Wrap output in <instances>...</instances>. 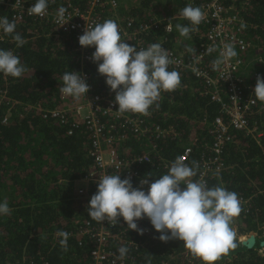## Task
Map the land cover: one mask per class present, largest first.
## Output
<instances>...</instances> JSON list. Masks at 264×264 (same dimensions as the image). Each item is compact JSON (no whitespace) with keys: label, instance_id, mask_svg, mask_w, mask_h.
Masks as SVG:
<instances>
[{"label":"trees","instance_id":"trees-1","mask_svg":"<svg viewBox=\"0 0 264 264\" xmlns=\"http://www.w3.org/2000/svg\"><path fill=\"white\" fill-rule=\"evenodd\" d=\"M27 1L30 5L36 2ZM153 1L143 0L146 8L140 5L125 11L120 7L119 13L124 18L146 16L147 9L154 8ZM59 4L58 0H48L47 8L56 9ZM227 4L239 10L244 18L247 26L243 32L253 44L251 54L256 58L254 68L264 73V0H227ZM186 5L199 7L197 1L189 4L187 0H164L166 15L173 17L174 40L180 35L176 24H190L180 15ZM0 17L14 21L11 12L2 5ZM15 23V32L26 43L17 47L12 36L2 31L0 50L12 51L27 72L21 78L0 73V91L7 90L6 95L13 102L9 104V117L3 122L8 105L0 101V203L6 200L11 209L9 215H0V264H16L23 259L37 264H83L90 260V241L85 239L79 244L68 239V251L64 252L59 244L61 238L56 234L61 230L70 232L86 220L94 221L87 212L91 196L96 193L94 186L90 185L89 199L78 198L73 193L74 181L90 170V139L83 130L74 129L68 134L67 123L43 117L44 111L63 108L76 99L59 91L64 73H80L74 39L71 35L56 39L53 26L42 21L25 19ZM147 42L152 43L153 39L147 38ZM198 42L201 43L199 37ZM86 68L93 71L92 92L108 88L106 78L98 73L96 66ZM181 84L183 88L163 92V98L157 101L159 107L156 104L151 107L153 123L172 126L179 134L170 140H160L157 151L164 160L173 161L190 145L189 161L193 162L208 153L211 123L219 108L201 94L203 84L194 76H183ZM249 121L257 124L260 135L253 137L232 130V138L221 155V169L209 174L206 182L209 188L223 186L238 194L242 212L234 218L232 227L237 236L256 234V242L247 248L236 236L237 246L214 264H264V254L260 253L264 249L260 247L264 241V102L257 100ZM142 149L143 144L132 139L117 147L124 157ZM167 172L158 161L144 164L141 171L151 181ZM138 227L148 228L155 239L128 229L122 217L113 229V234L127 237V241L133 237L136 241L134 244L112 241L117 253L121 246L128 247L125 259L130 264H203L189 253L182 241H161L160 233L148 218Z\"/></svg>","mask_w":264,"mask_h":264},{"label":"built area","instance_id":"built-area-1","mask_svg":"<svg viewBox=\"0 0 264 264\" xmlns=\"http://www.w3.org/2000/svg\"><path fill=\"white\" fill-rule=\"evenodd\" d=\"M119 1L58 0L59 8L66 9L64 20L58 22L59 8H47L46 14L40 17L27 14V9L33 6L28 4L27 0H0V5L11 12V18L14 21L20 22L25 19L42 21L53 26L56 39L60 35H71L74 39L75 52L80 62V74L90 86V90L86 96L75 99L70 105L44 111L43 117L45 119L54 118L61 124L67 123L68 134H72L74 129H80L89 136L91 143L89 154L92 163L89 172L74 181L73 193L78 198L89 199L90 185H93L97 191L96 182L99 176L119 174L121 179L130 177L133 187H138L141 179L147 178L141 173L144 164L158 161L161 167L167 170L178 157L182 158L186 164L192 163L189 161L192 153L190 145L184 147L173 161H166L162 158L157 151L158 142L173 139L179 134L172 126L162 127L153 123L154 111L151 108L149 115L130 112L121 114L117 111L118 104L114 103L115 93L109 87L102 91L92 92L93 71L86 67L94 65L98 68V64L91 59L95 48L80 46L79 36L83 34L86 27H94L105 20H114L119 26L122 40L129 45L136 46L137 49H146L152 43L161 44L169 52V58L173 61L169 65V70L178 71L181 78L187 75L194 76L203 84L201 94L206 96L210 102L218 105L219 114L211 123L212 140L206 145L208 153L194 160L198 164V169L197 176L192 179L206 181L209 174L221 169V155L225 145L232 138L230 134L232 130L253 137L260 135L257 132V124H251L249 117L253 115L257 106L253 93L256 78L258 75L264 77V73L254 68L256 61L254 56L252 65L246 62V57L248 58L251 54L253 44L246 38L244 29H241V22L245 24L246 22L239 10L228 5L227 0H187L189 4L198 2L199 7L205 13V19L197 26L198 31L191 32V36H188L190 43L192 41L195 43L192 42V45L190 44L187 48V44L183 42L181 48L180 44L183 39L178 36L174 40L172 36L173 17L151 13L143 17L124 18L119 13L121 7ZM150 37L153 39L152 43L147 42V38ZM198 37L201 43L198 42ZM225 44H233L237 56L222 63L219 69L214 70L212 62L219 57ZM213 46L216 50L209 54L206 49ZM189 48H194L195 53L189 52ZM193 67L198 71L193 72ZM179 88H183L182 84ZM6 92L7 90L0 91V101L8 105L3 122H6L10 115L9 104H13ZM163 96L161 92L159 100ZM131 139L143 144L141 152L127 157L120 155L117 151L119 144ZM77 182L81 184L77 185ZM149 182L152 181L149 180ZM147 187L145 185L143 190L147 191ZM184 187L181 185L182 189ZM144 219L138 220L137 224H141ZM115 226L109 224L108 221L98 223L86 220L76 229L68 232L70 233L69 239H74L79 244L85 239L91 243L90 260L83 264H130L125 258L118 259L119 254L112 246V241L117 244H134L136 241L133 237L127 241V237L113 234ZM144 230V234L148 235L151 240L155 239L148 228ZM16 264L37 263L26 262L23 259V262Z\"/></svg>","mask_w":264,"mask_h":264},{"label":"clouds","instance_id":"clouds-1","mask_svg":"<svg viewBox=\"0 0 264 264\" xmlns=\"http://www.w3.org/2000/svg\"><path fill=\"white\" fill-rule=\"evenodd\" d=\"M47 7L48 0H36L27 9V14L43 17ZM65 12L63 7L58 9V22L64 20ZM180 15L191 24V27L176 24L182 37L198 31L197 26L205 19L201 8L192 5H186ZM246 26L241 22V29ZM0 29L12 36L17 47L26 43L15 32V21L0 17ZM79 44L85 48H95L91 59L98 64V73L106 78V85L115 93L114 103L118 104L117 111L121 114L149 115V109L154 104L159 107L157 101L161 92L175 91L181 85L180 73L169 70L173 61L161 44L152 43L146 49L129 45L122 40L119 26L114 20L108 19L94 27H86L79 36ZM215 50L214 46L206 49L209 54ZM188 51L195 53L194 48ZM236 56L234 45L225 44L219 57L212 62L214 70ZM250 56L253 58L252 54ZM192 71L198 70L193 67ZM26 72L27 68L18 56L10 50H0V73L21 78ZM62 81L59 91L65 96L79 99L90 90L86 80L76 71L64 73ZM253 93L255 100L264 102V77L257 76ZM197 169V162L193 161L190 166L178 157L167 174L151 183L148 178H143L138 187H133L130 177L121 179L119 174L99 176L97 191L87 206L88 216L98 223L108 221L113 226L122 217L127 228L140 235L145 230L138 227L137 221L146 217L160 233L161 241H182L194 258H199L203 264H214L237 246V233L232 224L242 212L241 201L235 191L223 186L209 188L205 180L192 179L197 176ZM145 185L148 186L147 191L143 190ZM181 185L185 187L182 189ZM10 213L7 201L0 203V215ZM56 235L61 238V249L67 252L70 233L61 230ZM128 251V247L121 246L118 259L126 258Z\"/></svg>","mask_w":264,"mask_h":264},{"label":"rangeland","instance_id":"rangeland-1","mask_svg":"<svg viewBox=\"0 0 264 264\" xmlns=\"http://www.w3.org/2000/svg\"><path fill=\"white\" fill-rule=\"evenodd\" d=\"M142 1L143 0H120L119 2L121 4V7H123V9L125 11H129L133 7H140V5H142L143 8H146V7L143 6L144 4L142 3ZM153 4H154V8L152 7V9H150V8L147 9L145 14H149V15L151 13L164 14V15L167 14V8L164 6V0H154ZM178 36H179V38L183 39L182 43L180 44L181 48L183 47V42H185L187 44L186 45L187 48L190 46V44L192 45V42L190 43L189 37H182L181 35H178ZM246 62L249 65H252L253 64L252 56L249 55L248 58L246 59ZM247 235H238L239 241L243 240L245 237H247ZM260 253L264 254V249H261Z\"/></svg>","mask_w":264,"mask_h":264},{"label":"water","instance_id":"water-1","mask_svg":"<svg viewBox=\"0 0 264 264\" xmlns=\"http://www.w3.org/2000/svg\"><path fill=\"white\" fill-rule=\"evenodd\" d=\"M256 242V236L252 233L248 234L247 237H245L243 240L240 241L241 245L252 248L255 245ZM260 247H264V241L260 243Z\"/></svg>","mask_w":264,"mask_h":264},{"label":"crops","instance_id":"crops-1","mask_svg":"<svg viewBox=\"0 0 264 264\" xmlns=\"http://www.w3.org/2000/svg\"><path fill=\"white\" fill-rule=\"evenodd\" d=\"M76 184L79 185V184H81V183L77 182Z\"/></svg>","mask_w":264,"mask_h":264},{"label":"bare ground","instance_id":"bare-ground-1","mask_svg":"<svg viewBox=\"0 0 264 264\" xmlns=\"http://www.w3.org/2000/svg\"><path fill=\"white\" fill-rule=\"evenodd\" d=\"M242 237V236H241Z\"/></svg>","mask_w":264,"mask_h":264}]
</instances>
